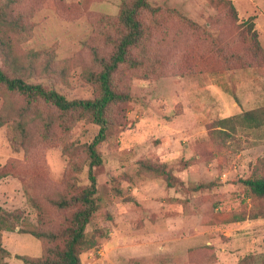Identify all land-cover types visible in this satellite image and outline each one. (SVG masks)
Instances as JSON below:
<instances>
[{
    "label": "rangeland",
    "instance_id": "obj_1",
    "mask_svg": "<svg viewBox=\"0 0 264 264\" xmlns=\"http://www.w3.org/2000/svg\"><path fill=\"white\" fill-rule=\"evenodd\" d=\"M121 1L0 0V70L68 101L98 97L100 62L125 33ZM147 4L157 11L138 14L135 67L110 76L122 99L105 109L79 264H264V199L239 183L264 175V0ZM247 112L256 127L232 118ZM0 122V220L11 230H0V264H22L14 257L66 239L97 126L2 84Z\"/></svg>",
    "mask_w": 264,
    "mask_h": 264
},
{
    "label": "trees",
    "instance_id": "obj_2",
    "mask_svg": "<svg viewBox=\"0 0 264 264\" xmlns=\"http://www.w3.org/2000/svg\"><path fill=\"white\" fill-rule=\"evenodd\" d=\"M233 11V8L230 6ZM156 12V9H151L147 4V0H124L121 1L119 7L118 21L124 27L125 33L120 36L115 45L114 52L102 61L101 70L98 73L97 81L99 83V96L92 100H66L63 96L57 94L53 90H44L40 85H29L18 78H8L0 70V84H2L7 91L17 93L27 98L28 101L41 100L47 103L62 115H67L73 111H79L83 115L90 118L92 124L97 126V131L92 140L86 147L87 156L89 159L87 180L88 187L76 196L73 201L81 205V209L76 210L70 217L69 225L64 235L59 236L63 240L61 246L47 249L39 258H29L26 256H15L22 264H79L78 255L82 250L91 246V239L84 234V228L87 225L91 214L94 212V202L92 196L95 192V180L92 174V168L99 166L101 163L99 154L97 153V146L104 140L106 131V119L104 117L106 107L112 103L122 99L121 95L113 92L110 88V76L112 72L120 64H127L135 67L136 63L129 60V49L134 47L142 36L141 24L138 21V14L141 11ZM254 112L242 113L239 116L232 117L235 120L243 121L244 124L256 127L258 122L254 118ZM228 119H224L227 121ZM247 125V126H248ZM2 123L0 122V127ZM5 177L0 175V179ZM239 183L247 188L248 192L257 198L264 199V175L252 176L244 180H239ZM59 207L66 205L64 201L57 203ZM1 213H4L0 210ZM256 217H253V219ZM2 220H0V230L11 231L10 229H3L1 227ZM33 236L37 241L42 238L47 240L54 239L53 234L42 233H26Z\"/></svg>",
    "mask_w": 264,
    "mask_h": 264
},
{
    "label": "crops",
    "instance_id": "obj_3",
    "mask_svg": "<svg viewBox=\"0 0 264 264\" xmlns=\"http://www.w3.org/2000/svg\"><path fill=\"white\" fill-rule=\"evenodd\" d=\"M11 264V263H10Z\"/></svg>",
    "mask_w": 264,
    "mask_h": 264
}]
</instances>
